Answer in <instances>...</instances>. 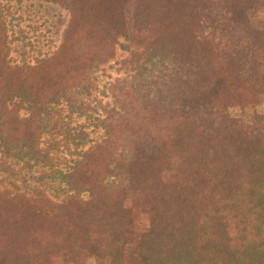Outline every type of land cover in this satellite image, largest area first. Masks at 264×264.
Here are the masks:
<instances>
[{
    "label": "trees",
    "instance_id": "obj_1",
    "mask_svg": "<svg viewBox=\"0 0 264 264\" xmlns=\"http://www.w3.org/2000/svg\"><path fill=\"white\" fill-rule=\"evenodd\" d=\"M43 1L69 18L33 66L8 64L0 13V160L43 169L39 181L68 193H0V264H123L140 216L138 264H264V120L226 124L232 103L264 95V38L243 28L264 0ZM118 51L123 77L91 107L95 73Z\"/></svg>",
    "mask_w": 264,
    "mask_h": 264
},
{
    "label": "rangeland",
    "instance_id": "obj_2",
    "mask_svg": "<svg viewBox=\"0 0 264 264\" xmlns=\"http://www.w3.org/2000/svg\"><path fill=\"white\" fill-rule=\"evenodd\" d=\"M0 13L7 35V62L11 66H33L36 61L52 56L61 45L62 35L69 18L65 9L43 0H0ZM243 28L249 36L264 38L263 2L258 1V6L250 10L249 21ZM122 56L123 53L118 51L112 61L95 73V90L89 97L91 107L97 102L100 106L110 103L112 92L108 84L123 77ZM259 120H264V95L255 105L246 101L232 103L226 124L230 127L237 126L250 130ZM79 125H87L84 127L85 131L89 132L93 142H99L102 139V130L89 126L83 120H76L70 126L76 130ZM48 139V137L43 139L44 146L51 143L47 142ZM66 139L68 137L63 139L62 135H59L54 142L55 152L52 151L53 162L58 169L62 170L66 169L70 160L66 147L70 143ZM6 166L9 167L7 171L0 170V193L19 189L21 193L31 195L33 190L40 189L54 202H60L68 193V188L62 183L48 179L39 181V176L43 175V169L28 170L21 163L0 160V169ZM147 228L146 216H140L127 225V241L122 249L123 264H138L140 240ZM54 264H63V262L56 259ZM82 264H103V260L100 257L91 256Z\"/></svg>",
    "mask_w": 264,
    "mask_h": 264
}]
</instances>
